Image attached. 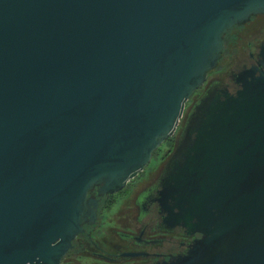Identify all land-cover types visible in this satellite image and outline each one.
Wrapping results in <instances>:
<instances>
[{"label": "water", "instance_id": "water-1", "mask_svg": "<svg viewBox=\"0 0 264 264\" xmlns=\"http://www.w3.org/2000/svg\"><path fill=\"white\" fill-rule=\"evenodd\" d=\"M253 16L264 0H0V264H61L182 118L151 194L199 235L157 264H264V41L205 84Z\"/></svg>", "mask_w": 264, "mask_h": 264}, {"label": "flooded vegetation", "instance_id": "flooded-vegetation-1", "mask_svg": "<svg viewBox=\"0 0 264 264\" xmlns=\"http://www.w3.org/2000/svg\"><path fill=\"white\" fill-rule=\"evenodd\" d=\"M256 20L262 21L257 30L248 28L247 23L238 27L244 33H254L248 51L251 63L256 60V48L264 41V19L253 16L250 22ZM211 76L212 71L205 84L210 82ZM232 84L229 82V86ZM204 89L205 85L202 92ZM170 148L162 153L160 163L146 177L137 176L123 189L104 196L100 220L86 224V230L74 240L61 264H157L187 251L191 240L199 234L191 235L180 225H166L157 202L152 200L156 194H151L153 180L172 153L173 147ZM145 187L148 200L142 212L137 199Z\"/></svg>", "mask_w": 264, "mask_h": 264}, {"label": "rangeland", "instance_id": "rangeland-1", "mask_svg": "<svg viewBox=\"0 0 264 264\" xmlns=\"http://www.w3.org/2000/svg\"><path fill=\"white\" fill-rule=\"evenodd\" d=\"M264 19V18H263ZM260 27V22H254L253 24L249 25L248 28H252V30H257V28ZM250 33V32H249ZM254 33L251 35L248 33L241 34V37L232 40L231 42L227 41V46L225 50L224 58L221 60L218 68L212 71V78H228V72L231 70L236 69L240 66V64L245 60L247 57V48H248V39L255 38ZM202 90L196 91V94L189 99L186 111L189 109V107L192 105L194 98L197 96V93H201ZM184 118H182L183 121ZM182 121L180 123V126L178 128V131L175 135H173L172 143L173 146L175 145L176 138L179 134V130L182 127ZM170 142L166 141L162 147L159 149L158 152L154 153L152 160L150 163L145 167L144 171H141L139 173V179L146 177L147 173L157 164H159L160 159L162 156V153L167 151L168 148L173 147L170 146ZM171 149V148H170ZM100 220V219H99Z\"/></svg>", "mask_w": 264, "mask_h": 264}, {"label": "trees", "instance_id": "trees-1", "mask_svg": "<svg viewBox=\"0 0 264 264\" xmlns=\"http://www.w3.org/2000/svg\"><path fill=\"white\" fill-rule=\"evenodd\" d=\"M232 40H234V38H233V36L231 35V36L228 37V42H229V41L231 42ZM172 138H173V136L170 137V138H168L166 141H169V142H170V141H172ZM166 141H165V142H166ZM165 142H164V143H165ZM164 143H163V144H164ZM170 143H171L170 146H173V143H172V142H170ZM163 144H162V145H163ZM162 145H161V146L155 151V153L159 151V149L162 147Z\"/></svg>", "mask_w": 264, "mask_h": 264}]
</instances>
